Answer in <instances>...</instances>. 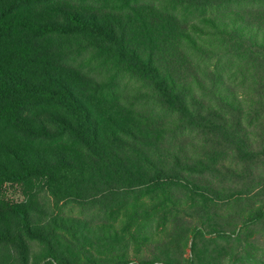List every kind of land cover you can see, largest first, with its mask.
Returning <instances> with one entry per match:
<instances>
[{"label":"trees","instance_id":"16d2710c","mask_svg":"<svg viewBox=\"0 0 264 264\" xmlns=\"http://www.w3.org/2000/svg\"><path fill=\"white\" fill-rule=\"evenodd\" d=\"M233 202L264 224V0H0V264H98V213L231 237Z\"/></svg>","mask_w":264,"mask_h":264},{"label":"rangeland","instance_id":"374dc122","mask_svg":"<svg viewBox=\"0 0 264 264\" xmlns=\"http://www.w3.org/2000/svg\"><path fill=\"white\" fill-rule=\"evenodd\" d=\"M213 181L215 182L212 184L221 188L223 193L224 189L218 180L213 179ZM257 193L252 194L249 198H242L244 206L247 203L254 204L255 208L262 205L263 196ZM15 195L17 199L23 197L20 191H17ZM40 197L41 203L46 204V206H42L43 210L51 212L52 204L44 194H40ZM238 205L239 203H235L232 208H220L218 211L220 219L215 218L209 211L210 216L204 225L205 232L223 231L226 234H231V237L210 234L193 236L191 229L193 226L185 225L175 229L169 222L165 224L163 217L160 218L159 214H152L150 218L138 221H128L123 218L122 214H119V211L111 218L98 213L96 223L98 225L104 223L114 225L120 238L118 242L113 239L107 242L104 239L108 238L103 233L98 234L100 236L96 242L97 246L91 251L98 264H115L118 256L123 255L134 262L151 261L154 264H264V224L240 229L241 222L235 215ZM160 208L163 207L160 206ZM211 208L209 207V209ZM64 212L67 216L88 217L86 215L81 217L80 209L72 205L65 207ZM159 223L165 224V226L159 228ZM192 223L195 224V220ZM164 227L167 228L166 231H163ZM153 235H158L160 241L151 243L143 241L145 236ZM32 253L33 256L36 255L31 260L32 262L36 261L38 256V259L41 258V250L37 244L33 245ZM71 258L75 264H89L87 257L78 253H73Z\"/></svg>","mask_w":264,"mask_h":264}]
</instances>
